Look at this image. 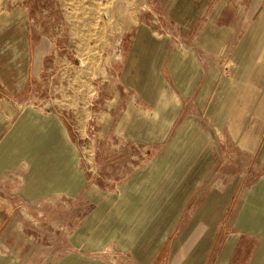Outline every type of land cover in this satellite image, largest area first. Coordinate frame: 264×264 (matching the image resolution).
<instances>
[{"label": "crops", "instance_id": "crops-1", "mask_svg": "<svg viewBox=\"0 0 264 264\" xmlns=\"http://www.w3.org/2000/svg\"><path fill=\"white\" fill-rule=\"evenodd\" d=\"M153 1L169 9L168 16L176 26L189 31L199 25L203 10L215 0ZM133 2L80 0L64 23L70 45L58 41L51 31L31 32L28 23L36 20L35 15L31 20L12 19L10 35H2L6 47L0 49V57L9 51L12 59L5 63L10 68L0 72L11 69L16 90L22 86L23 72L28 80L47 74L50 79L51 69L61 73V65L70 56L90 57L89 64H80L98 79L91 80L89 96L102 95L100 88L106 85L108 98L106 110L94 113L98 140L78 145L80 163L84 157L86 166L97 174L106 161L131 159L137 150L156 152L149 163L136 167L116 184L109 181V187H102L95 178L86 183L79 197L91 212L75 226L65 245L73 250L55 264H264V111L260 107L264 104V54L261 85L250 67L244 80L234 83L235 92L243 94L255 111L207 112L216 86L231 81L223 83L220 65L206 57L226 55L230 50L227 39L233 41L237 29L212 31L209 18L202 21V35L196 34L190 42L185 37H169L140 18L128 16L118 21L120 15L112 9L138 7L146 0ZM61 3L65 8V2ZM260 4L250 1L254 13ZM104 7H108L105 22L88 21L82 10H95L94 20L98 21V9ZM217 16L212 17L213 23ZM258 24H253L250 30L255 31L245 43L250 59L257 55L263 35L264 26ZM35 36L39 39L34 41ZM219 39L225 47H217ZM50 57H54L53 63ZM7 78L1 74L0 82L4 84ZM248 78L252 79L250 88L258 83L262 90L245 89ZM55 86L50 81V88ZM20 106L15 95H0V145L13 133ZM206 117L218 119V127L204 124ZM243 157L249 159V165L244 166ZM126 163L134 165L130 160ZM30 167L26 165L27 172L32 171ZM259 167L262 172L253 177ZM131 215L134 223L127 220ZM118 229L124 234L114 238L113 231Z\"/></svg>", "mask_w": 264, "mask_h": 264}, {"label": "rangeland", "instance_id": "rangeland-1", "mask_svg": "<svg viewBox=\"0 0 264 264\" xmlns=\"http://www.w3.org/2000/svg\"><path fill=\"white\" fill-rule=\"evenodd\" d=\"M63 1L65 8L63 5L60 6L61 0H0V49L6 47L4 45L6 41L3 40L2 35L5 37L10 35L11 20L16 17H27L31 20L34 15L36 20L28 23L31 32L36 30L38 33H43V31L50 33L51 31L58 41H65L70 45L64 23L70 11H76L74 5L79 7L80 0ZM130 1L135 2V0ZM250 1L227 0L225 3L226 1L215 0L209 8L203 10L201 17L204 18V22L210 18L212 31L216 29L219 33L224 30L223 28L235 27L237 29L236 38L233 41L227 39L226 47H230V50L226 55L206 57L207 61L220 65L219 79L223 83L225 79L231 81L227 86L226 84H223L221 88L219 85L216 86L210 103L207 105V112L221 115L230 110L255 111L253 104L246 98L243 99L244 96L243 94L240 96L239 91L234 90V83L244 80L243 76H246L245 71L249 67L252 68V74L256 71L253 78L260 85L261 74H263L260 73L262 63L260 60L264 54V30L256 53L259 55L257 61V55L251 59L248 57L249 46L247 47L245 43L255 31V28L252 31L250 29L254 23L255 27L257 26V19L260 26H264V18H262L264 0H259L261 4L255 13L254 8L250 6ZM107 9L108 7L98 9V21L94 20L97 16L95 10L84 8L82 10L88 21L92 20L97 23L105 22ZM112 10L120 15L117 17L120 18L118 21H125L128 16L140 18L152 24V28L159 34L164 33L169 37L172 35L173 38L175 36L185 37L189 42L192 38L196 39V34L201 33L202 35L205 27V24L202 25V20L195 29L183 30L181 26H176L168 16L169 9L153 0H146L138 7L126 9L117 7ZM214 16L219 18L213 23L212 17ZM33 23H36L37 27ZM133 33L131 32V35ZM200 36L198 38L201 39ZM37 39L39 37L35 36L34 41ZM217 43H219L217 47H225L224 40L219 39ZM8 52L2 55L3 58L0 57V70L6 71L9 67L5 64L7 60L12 59L11 52ZM89 60V56H70L69 61L61 65L63 70L61 73L57 69H51L50 79L47 74L45 78L42 75H36L34 79L28 80V76L23 72L20 78L22 86L18 90L14 89L11 84L13 81L10 77L11 69L7 72H0V76L2 74L8 77L3 80L4 84L0 82V95L3 97L12 95V98L15 95L21 104L18 119L14 121L13 133L7 138L6 144L0 145L2 146L0 148V171L3 170L0 174V244L4 246L0 249L2 251L0 264H44L46 261L55 264L60 256L73 250L65 248V245L72 238L75 226H79L85 219H88L91 212L84 198L79 197L86 183L95 178L100 186L109 187V181H114L116 184L136 167L149 163L148 161L156 154L150 149L148 151L137 150L136 156L134 155L131 159L127 157L123 160L106 161L98 167L97 174L90 170V166H86L83 156V163H80L82 159L78 145H87L90 139L98 140L94 135L98 122L94 113L106 110L108 98L106 85L100 88L102 95L95 94V98L89 96L88 87L91 80L93 78L98 80L93 76V72L86 69V65L90 63ZM50 62H54V57L52 59L50 57ZM82 62L86 64L83 67L80 66ZM38 67L36 65V71L40 72L41 68ZM7 81L9 83H6ZM50 81L51 84H56L55 88H50ZM248 81L245 89L249 87L248 89H252V92L262 90L258 87V83H254L250 88L252 79L248 78ZM246 93L251 95L250 90ZM250 95L248 99H251ZM6 100L11 99L6 98ZM234 100H237L235 104H233ZM260 107L264 111L263 103H260ZM195 113L201 115L202 111ZM203 120L207 126L216 125L218 127L220 122L218 119L208 120L207 117ZM202 123L201 120L200 124ZM228 139L231 138L228 137ZM128 160L134 165L128 166L126 163ZM243 160L244 166L250 164L247 162L248 158L243 157ZM27 164L33 166L31 172H27ZM254 166L255 163H253ZM261 172L262 169L259 167L254 170L252 176L256 177ZM134 218L131 215L127 220L133 221ZM123 234L124 231L118 229L113 231L112 235L118 238ZM76 250L81 254H91L82 252L80 249Z\"/></svg>", "mask_w": 264, "mask_h": 264}]
</instances>
